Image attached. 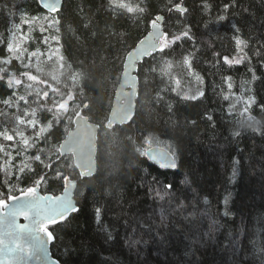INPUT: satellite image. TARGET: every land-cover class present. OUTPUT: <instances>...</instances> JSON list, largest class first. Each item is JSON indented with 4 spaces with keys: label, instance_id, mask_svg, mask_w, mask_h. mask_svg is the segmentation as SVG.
<instances>
[{
    "label": "trees",
    "instance_id": "1",
    "mask_svg": "<svg viewBox=\"0 0 264 264\" xmlns=\"http://www.w3.org/2000/svg\"><path fill=\"white\" fill-rule=\"evenodd\" d=\"M180 1L126 0L133 7L145 9L144 13H127L114 10L109 0H63L57 14L47 12L37 0H0V61L12 55L6 52L9 42L19 43L21 50L27 48L23 60L0 63V68H7L6 74L0 73L4 75L0 80V132L7 130L14 135L13 141L0 137V145L12 153L10 171L23 159L17 155L23 144L14 130L23 131L26 137L33 135L31 128L18 124L17 117L25 118L23 113H31L36 107L39 124L47 125L52 119L51 113L40 111L32 103L35 90L25 85L33 82L21 76L22 72L30 71L47 81L35 85L41 89V96L43 91L49 92L41 104L51 106L52 99H59L49 85L63 92L65 98L71 90L77 105L81 101L90 105L83 108L89 119L102 124L124 55L157 13L166 15L164 30L169 39L186 29L192 37H182L165 53L157 51L139 63L135 115L128 123L100 127L96 172L79 178L75 167H63L65 175L77 178L75 198L80 209L70 213L66 222L49 225L55 237L51 252L63 264H264V58L253 55L255 50L264 51V0H235L234 6L232 0H183L186 12L168 11ZM224 4L230 5L227 12L223 11ZM220 15H225L224 21L218 19ZM53 16L60 25L42 33L41 26L48 27L45 18ZM45 36L49 37L47 44L41 43ZM237 36L247 42L244 51L250 62L229 66L223 57L237 55ZM37 49L42 55L29 60L28 54ZM184 55H189L203 84L187 75ZM165 62H171V67ZM150 66H157L159 71L145 83L143 69ZM249 68L254 69L256 80ZM69 72L78 74L74 87ZM10 77L21 79V85L9 89ZM173 77L181 81L180 85ZM198 90L204 91L203 97L182 98L184 93L194 95ZM20 95L29 103L19 100ZM249 97L255 102L249 110L254 120L241 126L235 114ZM9 98L11 105H4L2 101ZM71 125L72 121L65 118L51 131V143L40 146L51 148L54 144L58 150ZM236 132L240 133L238 137L233 135ZM154 144L169 149L176 169H162L140 155ZM25 155L34 156L35 150L29 149ZM6 162L0 152V182ZM68 163L73 165L71 155ZM63 165L65 161L61 160L58 167ZM32 167L35 173L43 174L38 162ZM141 183L144 187L138 188ZM168 183L173 185L172 191L163 187ZM12 184L17 190L10 191V186L4 185L0 198L33 186L27 179L22 184L13 180ZM62 186L60 180L42 183L40 188L55 193ZM149 187L162 193L169 191V195L160 200L155 191L149 195ZM181 204L183 208L177 211ZM96 207L101 208L99 221ZM161 209L169 216L167 227L159 230L163 241L152 239L147 245L130 248L125 243L131 231L123 227L125 214L151 217L148 222L159 225ZM212 221H216V230L206 236ZM108 232L113 234L111 240ZM139 236L137 232L133 238Z\"/></svg>",
    "mask_w": 264,
    "mask_h": 264
},
{
    "label": "snow or ice",
    "instance_id": "2",
    "mask_svg": "<svg viewBox=\"0 0 264 264\" xmlns=\"http://www.w3.org/2000/svg\"><path fill=\"white\" fill-rule=\"evenodd\" d=\"M109 4L114 10H125L127 13H144L145 11V9L139 5L135 7L131 6L129 3L126 2V0H109ZM234 5L235 0H232V6ZM44 7L47 8L50 12H55L59 14V9L57 8V5L55 3L45 2ZM173 7L176 10H180L182 12L187 11V9H182L180 4H175ZM205 7H207V4H205ZM229 7V4H224L223 11L227 12ZM172 10L173 8L168 9L169 12H171ZM225 18V15H220L218 17L220 21H224ZM32 19L34 20L35 17H33ZM45 19L47 21L48 27L45 28L44 26H41L40 31L42 33L48 31L50 28L53 27L58 28L61 23V21L56 19L55 16L46 17ZM160 19L161 17L157 15L155 20L152 21L153 31L149 33V36L145 41L141 42L143 47L141 49H138L135 55L150 56L152 52L156 51L163 54L165 53L166 49H170L172 45L175 42L180 41L182 37H186L189 40L192 39V37L190 36V29L184 30L179 35H173L171 39H169L168 33L160 31V25L157 23V21H159ZM25 23H29V21H25ZM51 39L56 40L57 43H59L57 37L52 36ZM48 40L49 37L45 36L41 43L47 44ZM235 44L237 55L233 56L231 59H229L228 56H224V64L231 66L240 65L245 61L250 62V57L248 56L247 52L244 51V49L248 47L247 42L237 36L235 38ZM6 52L11 53L12 55L0 61V63H3L4 65H8L10 63V60L13 58L23 60V53L27 52V48H23L21 50V45L19 43L14 45L13 43L9 42L7 44ZM40 55H42V53H40V50L37 49L36 51L28 54V59L31 60L32 57H36L37 59H39ZM128 55L129 57H134L133 53H129ZM253 55L258 58H264V51L259 49L255 50L253 52ZM49 59H51V57H49ZM60 60H63V57H60ZM165 63L167 67H171V62ZM182 63L184 66L187 67V75L191 76L197 84L204 83L203 78L193 69L189 55L183 56ZM23 67L27 69L29 68V65L23 64ZM61 67H64V65L62 64ZM68 68L70 69L71 65H68ZM37 71H41V69L38 67ZM158 71L159 69L157 66H150L144 68L143 73L145 83H147L149 78L152 77L153 74H156ZM248 71L253 72L252 79L256 80L257 77L255 76L254 69L249 68ZM0 73L6 74L7 68H0ZM20 75L26 77L27 81L33 82L27 83L25 85L27 89L35 90L36 99L32 101V103L36 104L40 111H46L48 113H51L52 119L47 123V125L39 124L37 119L36 107L32 108L31 113L25 111L23 113L25 118L17 117L18 124L25 125L26 127L31 128L33 130V135L26 137L23 131L14 130L15 135L20 137V140L23 144L22 149H17V155L22 156L23 159L21 160L19 165L14 166V171H10V168L13 167L11 165V161L13 160L12 153L10 151H5V147L3 145H0V152H3L4 156L7 158V162L3 167L4 178L3 181L0 182V187L4 185H9V190L15 192L17 189L12 184L13 180L16 184H22L26 179L30 180L31 184L34 185L26 186L20 189L21 195L24 197L23 201H21L20 198L15 195H9L5 198H0V208L6 207L5 199L17 201L14 206L8 207L6 212L8 225L7 235L10 238V242L16 246V249L22 250L18 241L21 239V237L24 236L30 238L33 241L35 247L42 249L44 245V240L40 237L39 233H44L47 236L48 241H54L55 237L54 234L49 231V225H56L60 222H66L69 218L70 213H78L80 209L73 203L72 199H70L67 195L42 196L37 191L38 187L45 182H54L60 180L71 183L69 181V177L64 174V166L87 168L90 170L95 161L90 155H88L87 157L85 156L81 141H76L75 146L61 145L60 147L61 149H65L64 151L56 150L54 144L51 148L41 147L40 145L42 143H51V131L57 125L62 123L65 118L72 122H79L80 120H83L84 117H82L81 112L77 109L81 106L83 108H88L90 105L85 104L82 101L79 105H77L76 96L71 90L68 92L67 97L65 98L63 92H61L58 88H53L51 85H49V88H51V91L54 96H59V99H52L51 106L47 105L46 103L41 104L40 101L43 100V98L49 97V92L43 91V94L41 96V89L35 88V85L45 84L47 83V81L39 79L37 75L31 74L30 71H24ZM69 77L73 81L74 87L75 82L78 79V74L69 72ZM173 79L177 85H180V80L175 79L174 77ZM228 79H230V77H225V80ZM0 80H4V75H0ZM57 82L59 83V81ZM14 84L17 86L21 85V79L10 77L7 81V87L9 89H12ZM229 88H231V84H229ZM171 91L177 92L178 95L181 94L177 88H172ZM204 94L205 93L203 90H198L194 95H188L187 93H184L182 98L186 100H196L199 97H203ZM11 95L12 97H15L17 93L13 91ZM18 99L24 101L26 104L29 103V101L26 100L24 95H20ZM225 99H228V97H225ZM2 103L4 105L10 106L12 100L10 98L4 99ZM254 103V100L249 97L247 100L244 101L243 108L235 114L238 118L237 122L240 123L241 126L245 125L249 121L254 120V118L249 114V110ZM233 107H235V105H233ZM262 108H264V106H262ZM169 110L171 111V108H169ZM29 115H31L32 118L26 119L27 117H29ZM74 117L76 118L75 120L73 119ZM132 118L133 117L130 110V105L128 104L121 105L118 111L113 112V119L123 121L125 119L131 120ZM206 118L209 120L213 119L212 116H207ZM112 122L113 120L109 119L108 126H111ZM253 131H258V129L253 128ZM233 135L238 137L240 133L236 132ZM0 137H2L5 141L14 140V135L9 134L7 130L0 132ZM129 140H131V137H129ZM13 146L15 147V145ZM29 149L35 150L34 156L25 155V153H27ZM78 149L80 150L79 159L82 161V163H77L75 165L69 164V154H71L72 157H76ZM137 151L140 150L137 149ZM140 155L147 156L149 155V153L147 150H144L140 151ZM172 155L173 154L162 156L161 160L166 162H160L159 167L162 169H176L177 164L172 158ZM151 159L156 160L157 157L153 155ZM61 160L65 161V165L58 167V165H60ZM37 162L43 170L42 175L35 173L32 167L33 163ZM81 174L84 175L85 173L82 172ZM233 175H235V171H233ZM33 177L35 178L33 179ZM153 181H155L156 183H161L156 177H153ZM72 186L75 187L74 184ZM137 187L142 188L144 187V185L143 183H141ZM163 187L169 191L173 190V185L171 183L164 184ZM65 188L67 190V184L65 185ZM153 191H155V196L158 197L160 200H164L165 197L169 195V191H165L162 193L159 190H154L153 188L149 187V195H151ZM132 203H135V199H133ZM179 208H183V204L179 205L177 211L179 210ZM130 212L131 206L129 208V213ZM173 215H175V212L173 213ZM17 216H23L25 220L29 221V223L17 224ZM95 216L97 221H99L101 216L100 207L95 208ZM185 219H187V217H185ZM149 220H151V217L144 218L141 216L129 215L127 213L125 214V218L123 220V227L126 232L128 231V229H131L127 239L125 240V243L130 248H135L141 244L147 245L152 239H158L163 241L164 237L160 234L159 230L161 227H167L169 216L165 215L164 209H161V223L159 225H156L154 221L152 223H149ZM215 225L216 221H212V224L209 226V232L205 233L206 236L210 235L211 232H214L216 230ZM188 227L191 228V222ZM105 231H107V229H105ZM137 232L140 233L139 238H133ZM144 236H147L148 239H144ZM107 238L109 240L113 238L112 232L107 233ZM3 243L4 241L0 240V244ZM16 249L10 248L9 251L12 252Z\"/></svg>",
    "mask_w": 264,
    "mask_h": 264
},
{
    "label": "water",
    "instance_id": "3",
    "mask_svg": "<svg viewBox=\"0 0 264 264\" xmlns=\"http://www.w3.org/2000/svg\"><path fill=\"white\" fill-rule=\"evenodd\" d=\"M37 1L39 5L46 11H49V10L44 7L45 2L55 3L58 9H60L63 4V0H37ZM176 4H180L181 8L185 9L183 0ZM173 6L171 8L175 9ZM157 15L161 17V19L157 21V23L160 25V31L165 32L164 20L166 18V15L163 13H157L154 16V18L150 21L146 32L139 38V40L127 52L125 56L123 68H122V71L120 72L118 82L115 86L114 96L111 100L110 108L107 112V116L105 120L103 121V123L100 124L98 122L90 120L88 115L83 112V107H80L78 110L81 112V115L82 117H84V119L80 120L79 122H72L73 123L72 127L67 129L63 138L59 142L58 150L64 151L65 149H61L60 147L61 145L75 146L76 141H81L85 156L87 157L88 155H90L92 159L95 161V163L93 164L90 170L87 168L75 167L78 172L79 178L91 176L97 170L96 153H97V148H98L97 139H98V132H99L100 127L112 128L116 124L117 125L125 124L132 120V119L131 120L125 119L122 121L118 119H113V112L118 111L121 105L128 104L130 105L132 117H134L135 115L137 97L139 93V79L137 75L139 63H141L145 58L150 57L157 51L152 52L150 56H139V55H135V53L137 52L138 49H141L143 47L141 42L145 41L148 38L149 33L153 31L152 21L155 20ZM129 53H133L134 57H129L128 55ZM73 119L75 120L76 118L74 117ZM109 119L113 120L111 126H108ZM145 150H147L149 153V155H147L146 158L158 166L160 162H166V161L161 160L162 156H167L169 154H172L169 151V149H167L166 147L162 145H152L146 148ZM79 155H80V150L78 149L77 156L76 157L71 156L73 165L77 163H82V161L79 159ZM153 155L157 157L156 160L151 159ZM172 158L175 160L174 155H172ZM168 169H171V168H168ZM82 172L85 174L82 175L81 174ZM67 176L69 177V181L71 183L63 181V186L60 191L55 192V193L50 192V191L44 192V191H41V188L39 186L37 189L38 193L42 196L67 195L70 199H72L73 203L77 206V202L75 198L77 178L72 177L70 175H67ZM66 184H67V190L65 188ZM73 184L75 185V187L72 186ZM13 195L18 196L21 201L24 200V197L21 195V192L17 194H13ZM16 203H17L16 200L5 199L6 207L0 208V240L4 241L3 244H0V264H63L52 254L51 243L53 241H48V238L44 233H39L40 237L44 240V245L42 249L35 247L33 241L27 236L21 237V239L18 241L22 250L16 249V246L10 242V238L7 235L8 225H7L6 212H7L8 207L14 206ZM16 223L17 224H28L29 221L25 220L23 216H17ZM49 231H51L50 228H49ZM10 248L16 249V250L10 252L9 251Z\"/></svg>",
    "mask_w": 264,
    "mask_h": 264
},
{
    "label": "bare ground",
    "instance_id": "4",
    "mask_svg": "<svg viewBox=\"0 0 264 264\" xmlns=\"http://www.w3.org/2000/svg\"><path fill=\"white\" fill-rule=\"evenodd\" d=\"M181 1H182V0H181ZM47 12H50V11H47ZM50 13H51V12H50ZM153 18H154V17H153ZM153 18H152V19H153ZM152 19H151V20H152ZM138 40H139V39H138ZM138 40H137V41H138ZM137 41H136V42H137ZM134 45H135V44H134ZM134 45H133V46H134ZM133 46H132V47H133ZM132 47H131V48H132ZM131 48H129L128 51H129ZM128 51H127V52H128ZM127 52L125 53L124 58H123V61H122L121 71H122V68H123V63H124L125 56H126ZM121 71H120V72H121ZM114 90H115V88H114ZM113 96H114V91H113L112 98H113ZM112 98H111V100H112ZM72 125H73V123H72ZM72 125H71V127H72ZM69 128H70V127H69ZM154 145H157V144H154ZM150 146H152V145H150ZM150 146H147L146 148H148V147H150ZM146 148H145V149H146ZM19 192H20V191H19ZM19 192H17V193H19ZM17 193H14V194H17ZM10 195H13V194H10Z\"/></svg>",
    "mask_w": 264,
    "mask_h": 264
},
{
    "label": "rangeland",
    "instance_id": "5",
    "mask_svg": "<svg viewBox=\"0 0 264 264\" xmlns=\"http://www.w3.org/2000/svg\"><path fill=\"white\" fill-rule=\"evenodd\" d=\"M43 17H45V15H44ZM8 196H9V195H8Z\"/></svg>",
    "mask_w": 264,
    "mask_h": 264
}]
</instances>
